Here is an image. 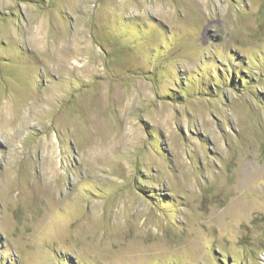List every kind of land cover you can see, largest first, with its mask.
Returning a JSON list of instances; mask_svg holds the SVG:
<instances>
[{"label": "rangeland", "instance_id": "1", "mask_svg": "<svg viewBox=\"0 0 264 264\" xmlns=\"http://www.w3.org/2000/svg\"><path fill=\"white\" fill-rule=\"evenodd\" d=\"M0 264H264V0H0Z\"/></svg>", "mask_w": 264, "mask_h": 264}]
</instances>
